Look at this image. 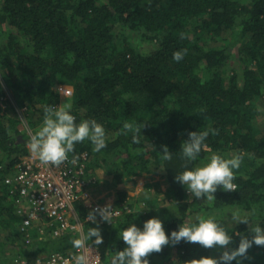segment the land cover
<instances>
[{
	"label": "trees",
	"instance_id": "trees-1",
	"mask_svg": "<svg viewBox=\"0 0 264 264\" xmlns=\"http://www.w3.org/2000/svg\"><path fill=\"white\" fill-rule=\"evenodd\" d=\"M0 76V264L79 243L19 233L2 181L29 153L22 108L34 133L57 115L35 137L87 153L108 185L163 173L175 218L83 223L102 264H264V0H0ZM59 82L73 86L63 112ZM201 166L209 207L243 218L185 223L183 176ZM74 209L84 219V203Z\"/></svg>",
	"mask_w": 264,
	"mask_h": 264
},
{
	"label": "built area",
	"instance_id": "built-area-1",
	"mask_svg": "<svg viewBox=\"0 0 264 264\" xmlns=\"http://www.w3.org/2000/svg\"><path fill=\"white\" fill-rule=\"evenodd\" d=\"M64 91L72 97V90ZM60 106L55 108L57 112L64 111ZM21 118L30 132L32 151L2 181L18 219L19 233L25 244L32 241L34 233L38 243L66 235L77 236L79 243L74 251L65 254L52 251L30 262L16 258L10 264H102L97 247L84 240L83 223L110 225L122 213H131V209L128 206L120 209L114 202L102 201L97 196L100 183L96 175L87 171V153L70 156L49 141L37 140ZM77 202H83L87 208L84 219L76 214Z\"/></svg>",
	"mask_w": 264,
	"mask_h": 264
},
{
	"label": "rangeland",
	"instance_id": "rangeland-1",
	"mask_svg": "<svg viewBox=\"0 0 264 264\" xmlns=\"http://www.w3.org/2000/svg\"><path fill=\"white\" fill-rule=\"evenodd\" d=\"M148 49V46H144ZM150 50V49H149ZM147 50V51H149ZM230 52H234L233 50ZM55 94L59 98V104H61V111L63 105L70 103L71 96L65 95L64 90H72L73 86L70 84L56 83L53 88ZM25 108L17 109V112L24 118L23 112ZM57 115H52L44 122L41 127L37 128V132H32L31 135H40L45 132L46 129H54L57 127V122L53 120ZM57 118V117H56ZM55 119V118H54ZM25 120V118H24ZM57 120V119H56ZM26 122V120H25ZM27 123V122H26ZM30 134V132L28 133ZM37 139V138H36ZM38 140V139H37ZM29 150L32 151V146H29ZM96 176H100V184L97 187V196L102 198V201L116 202L118 200V192H125L127 204L130 205V209L135 213H150L151 219L156 222H163L165 220H171L176 217L177 208L176 204L168 200L164 195L166 189V181L161 171L156 174H142L135 177L132 182L122 184L120 186H114L112 183L107 184L110 180L109 177L104 175L100 170L95 171ZM208 170L205 166H201L195 174H185L183 176V184L185 189V201L191 204L193 210L190 217L185 221L186 224L198 222V226L208 223L211 218L220 215L221 219L224 218H243V213L236 209L217 210L209 207L212 196L208 192ZM124 206H127L124 204ZM232 224L228 223L224 225V231L231 228ZM148 241V240H147ZM4 251H8L10 246L7 244L3 246ZM7 255V254H6Z\"/></svg>",
	"mask_w": 264,
	"mask_h": 264
}]
</instances>
